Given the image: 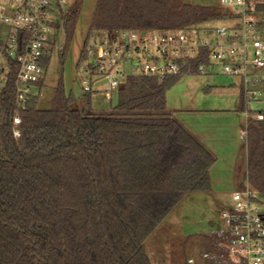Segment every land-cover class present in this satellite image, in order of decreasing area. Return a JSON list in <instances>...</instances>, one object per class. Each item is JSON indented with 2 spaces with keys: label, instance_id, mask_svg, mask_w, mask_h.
<instances>
[{
  "label": "trees",
  "instance_id": "16d2710c",
  "mask_svg": "<svg viewBox=\"0 0 264 264\" xmlns=\"http://www.w3.org/2000/svg\"><path fill=\"white\" fill-rule=\"evenodd\" d=\"M82 1L61 8L67 42ZM253 13L264 36V0ZM234 16L179 0H98L77 71L98 31L170 30ZM51 53L42 59L46 70ZM182 75L129 74L118 104L101 113L78 108L63 79L42 107V78L19 112L20 137L10 79L0 93V264H153L150 236L185 196L212 189L215 155L167 110V91ZM247 133L248 178L264 203V119H251Z\"/></svg>",
  "mask_w": 264,
  "mask_h": 264
},
{
  "label": "built area",
  "instance_id": "2783aa9c",
  "mask_svg": "<svg viewBox=\"0 0 264 264\" xmlns=\"http://www.w3.org/2000/svg\"><path fill=\"white\" fill-rule=\"evenodd\" d=\"M258 1L220 0L222 6L239 7L236 10L243 25L216 28L215 37H211L212 27L193 26L170 30L124 29L113 36L106 34L102 40L93 39L82 70L84 91H104L107 97H112L129 75L123 66L131 60L130 74L156 80L191 72L210 73L220 66L224 74L240 78L244 113L249 118L250 113H255L254 118L264 119V36L253 13ZM68 2L0 0V93L11 78H16L13 113L16 137L21 136L19 112L36 93L35 83L45 78L42 59L53 45L52 31L58 18L61 19V8ZM136 55L142 57L140 62ZM106 83L107 88H102ZM252 103L263 107H252ZM247 132L248 125L243 131L245 138ZM231 197L233 204L221 211L224 229L213 238L209 249L187 258L186 264H264L262 192L252 187L247 178V186L233 191Z\"/></svg>",
  "mask_w": 264,
  "mask_h": 264
},
{
  "label": "rangeland",
  "instance_id": "374dc122",
  "mask_svg": "<svg viewBox=\"0 0 264 264\" xmlns=\"http://www.w3.org/2000/svg\"><path fill=\"white\" fill-rule=\"evenodd\" d=\"M72 2V0H69L64 9L71 5ZM236 9H239V7H236ZM228 10L230 11V9ZM242 25V18L237 16L214 20L202 26L212 27L214 32L211 37H215L216 28H234ZM74 33L69 42H67L63 21L58 18L57 25L52 31L54 40L51 47L50 64L45 73V86L40 93L42 107L49 106L55 87L61 79L68 77L72 73L71 61L68 55ZM97 33V37L100 40L106 35L105 31H98ZM64 47L66 56L62 60ZM136 58L137 62L142 59L140 55H136ZM86 63L87 61L84 64ZM123 70L128 74L132 73L133 61L126 62ZM83 74V71H78L71 91L76 101V106L84 112L101 113L112 111L119 101L117 91L113 93L112 97H107L104 91H94L88 101L83 89ZM107 86L108 83L101 87L106 89ZM33 91L38 92V89L33 87ZM241 97L242 84L240 78L224 74L221 67L216 66L210 73L191 72L183 74L167 91V110L172 112L178 110L185 113H193L199 110H236L241 104ZM251 106L261 108L263 104L252 103ZM254 114L250 113V119L255 117ZM243 168L244 176L246 177L243 184L246 187L248 178L247 161ZM225 203H228V192L221 194L197 192L185 196L146 242V248L153 264H186L187 258L207 249L210 240L217 237L225 227L221 217V211L228 207ZM229 203L233 204L232 198ZM261 209H264V203Z\"/></svg>",
  "mask_w": 264,
  "mask_h": 264
},
{
  "label": "crops",
  "instance_id": "0c3cea01",
  "mask_svg": "<svg viewBox=\"0 0 264 264\" xmlns=\"http://www.w3.org/2000/svg\"><path fill=\"white\" fill-rule=\"evenodd\" d=\"M72 1L71 4L75 2V0ZM179 1L223 7L220 4V0ZM97 3L98 0L82 1L80 15L68 55L71 61L72 73L68 77L63 78L67 96L72 93V87L76 81L78 74L77 65L89 33ZM228 9L233 14H238L236 9L230 7ZM241 105L242 97L241 104L236 110H199L193 113H185L178 110L176 112L170 111L215 155L216 161L210 169L212 184L210 193L221 194L228 192V203H225L227 206L231 205L229 202H231L232 192L243 188L244 179L246 180L243 165L247 161V137L243 136V131L246 125H249L251 119L244 113ZM212 240H210L207 249L212 246Z\"/></svg>",
  "mask_w": 264,
  "mask_h": 264
},
{
  "label": "water",
  "instance_id": "95a60500",
  "mask_svg": "<svg viewBox=\"0 0 264 264\" xmlns=\"http://www.w3.org/2000/svg\"><path fill=\"white\" fill-rule=\"evenodd\" d=\"M142 33H145V30H143Z\"/></svg>",
  "mask_w": 264,
  "mask_h": 264
}]
</instances>
